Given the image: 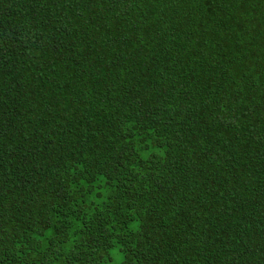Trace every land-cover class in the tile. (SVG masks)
I'll return each instance as SVG.
<instances>
[{
  "label": "trees",
  "instance_id": "16d2710c",
  "mask_svg": "<svg viewBox=\"0 0 264 264\" xmlns=\"http://www.w3.org/2000/svg\"><path fill=\"white\" fill-rule=\"evenodd\" d=\"M0 264H264V0H0Z\"/></svg>",
  "mask_w": 264,
  "mask_h": 264
}]
</instances>
